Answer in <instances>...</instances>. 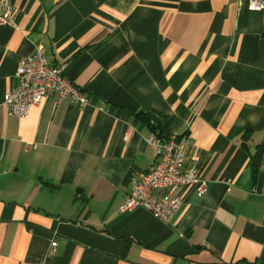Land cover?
Returning <instances> with one entry per match:
<instances>
[{"label":"crops","instance_id":"obj_1","mask_svg":"<svg viewBox=\"0 0 264 264\" xmlns=\"http://www.w3.org/2000/svg\"><path fill=\"white\" fill-rule=\"evenodd\" d=\"M263 1L264 0H260ZM0 24V264H264V8L249 0H13ZM87 99L26 118L5 96L35 47ZM188 138L207 189L169 223L121 207ZM161 196V192H156ZM55 243L54 250L52 244Z\"/></svg>","mask_w":264,"mask_h":264},{"label":"built area","instance_id":"obj_2","mask_svg":"<svg viewBox=\"0 0 264 264\" xmlns=\"http://www.w3.org/2000/svg\"><path fill=\"white\" fill-rule=\"evenodd\" d=\"M253 10L261 11L264 2L249 0ZM14 23L13 0H0V24ZM18 85L5 96V108L9 117L26 118L32 107L40 105L50 95H58L60 100L70 99L80 106L87 99L65 75V68L52 65L43 47H35L34 52L22 59L16 71ZM167 139L156 134L148 140L155 153V161L135 182L132 192L121 207L123 212L144 209L154 218L169 223L182 205V188L195 187L199 195L207 189V182L201 177L195 157L192 164L186 162L188 138L179 139L176 131ZM156 192H161L158 196ZM54 250L56 244L53 243Z\"/></svg>","mask_w":264,"mask_h":264},{"label":"trees","instance_id":"obj_3","mask_svg":"<svg viewBox=\"0 0 264 264\" xmlns=\"http://www.w3.org/2000/svg\"><path fill=\"white\" fill-rule=\"evenodd\" d=\"M136 117L139 119L140 122H142L143 124L147 125L148 127H150V129L154 132V134H156L158 137L163 138V139H167L168 136H164L163 132L161 131V127H159L158 125H155L153 123V119L152 117L148 114L145 113L143 111L138 112ZM185 136H180L179 139L182 140Z\"/></svg>","mask_w":264,"mask_h":264},{"label":"bare ground","instance_id":"obj_4","mask_svg":"<svg viewBox=\"0 0 264 264\" xmlns=\"http://www.w3.org/2000/svg\"><path fill=\"white\" fill-rule=\"evenodd\" d=\"M22 61V60H21ZM21 63V62H20ZM198 162H199V160H198ZM198 162L196 163V165H197V169L199 170V167H198ZM199 173H200V171H199ZM201 175V174H200ZM202 177V176H201ZM207 182V181H206Z\"/></svg>","mask_w":264,"mask_h":264}]
</instances>
